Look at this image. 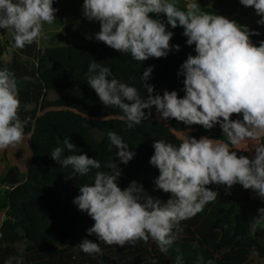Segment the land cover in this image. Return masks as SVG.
<instances>
[{"label": "clouds", "instance_id": "clouds-1", "mask_svg": "<svg viewBox=\"0 0 264 264\" xmlns=\"http://www.w3.org/2000/svg\"><path fill=\"white\" fill-rule=\"evenodd\" d=\"M246 8L255 10L264 25V0H239ZM54 0H0V29L11 35L12 46L24 49L38 44L45 36L44 25L56 21L58 9ZM83 16L99 22L95 40L121 54H129L135 61L166 57L180 45L170 42L174 33L167 30L183 28L188 46L194 45L195 55L189 54L177 73L182 75L181 98L176 91L164 90L153 94L155 88L147 83L153 68H146L140 79L146 90L121 82L110 67L92 60L88 65L87 84L100 102L122 113L120 119L129 128L142 125L155 107L158 119L175 120L189 126L199 125L212 130L219 125L224 137L197 139L183 132L179 143L155 140L150 164L158 169L154 191L169 193L166 201L147 193L142 184L132 181L121 189V175L113 159L104 163L108 171H96L93 183L79 185V195L73 203L93 221L88 236L97 241L123 248L140 241H153L158 250L167 255L183 233L182 222L215 202L218 192L209 185L224 186L230 194L234 185L256 192L264 200V40L253 43L250 30L223 15L201 11L196 0H189L185 8L176 0H83ZM166 21V22H165ZM29 105H23L27 111ZM18 81L8 68H0V151L18 149L30 137L25 133L31 117L21 118ZM147 109V113L145 112ZM236 115L237 119H232ZM109 151L118 149L120 163L127 164L135 153L116 132H108ZM250 146V155L240 149ZM64 146L70 155L61 159L64 148L55 147L50 156L63 168H71L69 178L87 176L93 169H101L96 158L77 154L69 139ZM264 221V208L250 226V232ZM2 236V233H0ZM86 254H102L99 244L91 239L78 243ZM179 253V249H177ZM203 257L198 260L203 262ZM4 264H24L20 256H9ZM152 264H156L153 260ZM175 264H183L178 254ZM212 264V261H207Z\"/></svg>", "mask_w": 264, "mask_h": 264}, {"label": "trees", "instance_id": "trees-1", "mask_svg": "<svg viewBox=\"0 0 264 264\" xmlns=\"http://www.w3.org/2000/svg\"><path fill=\"white\" fill-rule=\"evenodd\" d=\"M202 11L226 15L214 10ZM250 30L260 33L251 37L253 43L258 45L264 40V25H255ZM65 33L67 37L82 38L84 43L45 48L34 43L24 49H16L8 31L0 29V68H8L17 78L21 118L31 117L25 133H30L32 153L23 182L9 186L6 177L2 178V184L7 188L0 203V212L6 216L0 227V264H4L9 256L22 257L24 264H152L153 260L156 264H175L178 254L182 255L183 264H207L209 260L212 264H246L252 254L264 260V245L255 236L261 230L250 232L258 209L264 208V200L258 194L252 197L250 189L237 195L233 190L228 194L224 186L209 185L218 192L217 200L182 222L183 233L167 255L162 254L151 240L121 248L97 241L94 235L88 236L87 229L94 221L81 212L73 200L80 194L79 185L93 183L96 171H108L103 167L105 162L113 159L117 163L121 170L118 178L121 189L136 181L147 193L166 201L170 198L169 193L154 191L159 171L149 161L154 154L155 140L179 143L183 132L197 139L208 136L223 140L224 137L219 125L210 131L192 125L189 131V126L175 120H160L155 107L148 121L129 128L120 119L122 113L104 106L87 84L88 65L95 60L110 67L116 78L137 87L141 96L146 97L140 76L151 66L153 71L147 83L154 86L153 94L162 95L164 90L176 91L182 98L185 95L184 77L177 73L187 56L196 54L194 45L186 44L182 27L175 28L170 42L179 44L180 51L173 48L166 57L149 58L144 62L133 60L129 54L118 53L102 42L89 40L79 32L66 28ZM5 55H10V60L6 61ZM50 92L71 93L49 99ZM23 105L30 107L24 111ZM237 118L242 119L236 115L232 117ZM110 131L116 132L135 153L126 165L120 163L115 155L118 152L116 147L108 150L107 133ZM66 138L76 145L77 154L96 158L102 168L93 169L87 176L69 178L71 168L61 167L50 156L55 147L64 148L61 159L72 154L64 146ZM239 151L251 154L249 145ZM85 238L97 242L102 254L82 252L78 243ZM21 246L22 251L19 249ZM201 256L203 262L198 260Z\"/></svg>", "mask_w": 264, "mask_h": 264}, {"label": "rangeland", "instance_id": "rangeland-1", "mask_svg": "<svg viewBox=\"0 0 264 264\" xmlns=\"http://www.w3.org/2000/svg\"><path fill=\"white\" fill-rule=\"evenodd\" d=\"M189 0H176L179 7H185ZM202 10H214L218 13L225 12L230 20L238 21L242 26H247L249 29L257 23L261 17L255 14L253 8H246L242 6L239 0H196ZM83 0H54L53 7L58 9L56 12V21L51 25H44L45 36L42 37L38 43L40 48L51 46H73L81 45L84 43L82 38L67 37L65 29L79 32L89 40H95V33L100 30L99 22L88 21L83 16L82 12ZM166 22V21H165ZM167 30L174 32L170 25H166ZM10 38V35H9ZM5 60H10V55H5ZM71 93V92H70ZM69 92H50L49 99H57ZM32 153L28 141L24 143L18 149H7L0 151V175L3 174L5 167H17L21 172V175L25 176L28 173ZM237 195L244 193L245 189L237 184L232 189ZM5 196V189L2 186V180L0 178V203L3 202ZM3 212H0V217L3 216ZM23 250V246L19 248ZM263 259H260L256 254H252L249 261L246 264H261Z\"/></svg>", "mask_w": 264, "mask_h": 264}, {"label": "water", "instance_id": "water-1", "mask_svg": "<svg viewBox=\"0 0 264 264\" xmlns=\"http://www.w3.org/2000/svg\"><path fill=\"white\" fill-rule=\"evenodd\" d=\"M22 179V175L19 174L16 169L11 168L8 170L6 175V182L9 186H17L20 184ZM256 237L259 238V241L262 245H264V231L256 232Z\"/></svg>", "mask_w": 264, "mask_h": 264}, {"label": "crops", "instance_id": "crops-1", "mask_svg": "<svg viewBox=\"0 0 264 264\" xmlns=\"http://www.w3.org/2000/svg\"><path fill=\"white\" fill-rule=\"evenodd\" d=\"M8 37H9V36H8ZM26 141L29 142V146H30V137H28V138L26 139ZM13 168L16 169V171H17L19 174H21V172L19 171V169H18L17 167H14V166H13ZM9 169H11V167H5L3 174L0 175L1 180H2L3 177H6L7 172H8ZM25 176H26V175H25ZM25 176L22 175V179H21L20 183L23 182V181L25 180ZM2 186L4 187V189L7 188V186H4L3 184H2ZM251 191H252V190H251ZM251 196H252V197H256V196H257V193L254 192V191H252ZM3 213H4V212H3ZM257 216H258V215H257ZM5 219H6V216H5V213H4L3 216L0 217V227H1L2 223L5 221ZM258 229L261 230V231H264V221H262V222H260L259 224H257V226H256V231H257ZM257 232H259V231H257ZM263 262H264V260L261 262V264H262Z\"/></svg>", "mask_w": 264, "mask_h": 264}]
</instances>
